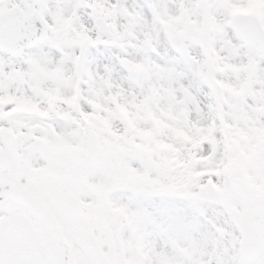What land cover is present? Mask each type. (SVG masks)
Returning <instances> with one entry per match:
<instances>
[{
  "label": "snow or ice",
  "instance_id": "obj_1",
  "mask_svg": "<svg viewBox=\"0 0 264 264\" xmlns=\"http://www.w3.org/2000/svg\"><path fill=\"white\" fill-rule=\"evenodd\" d=\"M0 264H264V0H0Z\"/></svg>",
  "mask_w": 264,
  "mask_h": 264
}]
</instances>
